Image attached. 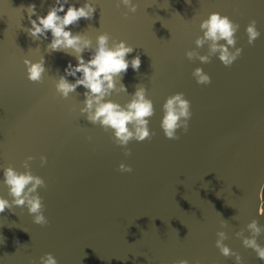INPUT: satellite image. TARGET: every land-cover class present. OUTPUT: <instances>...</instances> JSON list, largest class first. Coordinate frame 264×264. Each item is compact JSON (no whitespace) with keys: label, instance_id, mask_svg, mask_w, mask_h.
I'll list each match as a JSON object with an SVG mask.
<instances>
[{"label":"water","instance_id":"95a60500","mask_svg":"<svg viewBox=\"0 0 264 264\" xmlns=\"http://www.w3.org/2000/svg\"><path fill=\"white\" fill-rule=\"evenodd\" d=\"M84 2L70 0L77 7ZM91 2L94 18L69 27L84 33L93 47L99 35L109 33L135 48L127 58L140 55L139 72L129 67L121 81L127 93L113 92L110 99L126 105L136 85L146 86L155 107L149 127L156 135L131 141L132 155L125 156L111 132L82 117L83 86L67 99L56 92L59 75L76 59L46 52L51 33L48 40L33 42L24 31L31 24L21 5L34 3L46 15L54 0H0V196L12 199L3 169L12 165L25 171L23 162L31 155L33 174L47 183L38 191L49 220L47 226L33 223L27 207L0 214V264H40L49 252L59 264H175L180 259L236 264L215 246L221 230L243 264H264L235 236L240 229L249 235L246 226L253 219L264 226L258 195L264 183V0H133L139 8L127 19V8H117V0ZM212 12L241 26L237 47L243 54L231 67L218 54L208 64L186 57L192 49L208 53V46L197 49L195 40ZM253 19L261 32L254 46L246 34ZM83 55L91 58L90 52ZM41 56L48 71L42 83H33L24 60ZM197 67L211 76L210 85L197 84L192 76ZM178 92L191 101L193 115L188 132L178 130L177 141L167 139L160 125L163 104ZM42 155L48 158L43 166ZM122 162L133 172L121 173ZM223 219L227 228L221 227ZM258 242L264 245V234Z\"/></svg>","mask_w":264,"mask_h":264},{"label":"clouds","instance_id":"9594fccd","mask_svg":"<svg viewBox=\"0 0 264 264\" xmlns=\"http://www.w3.org/2000/svg\"><path fill=\"white\" fill-rule=\"evenodd\" d=\"M186 3L191 4V0H186ZM121 5L127 8V11L123 13L125 19L128 18L129 13H136L139 8L133 0H117L116 7L120 8ZM21 8L27 11L31 24V27L24 28V31L33 42L48 40V34L51 33V42L46 45V52L49 54L63 52L76 59L75 65L69 61L64 74L59 75L56 92L67 99L72 93H78L77 89L83 86L85 99L82 101L84 106L80 108L82 117H85L90 124L102 127L104 132H111L113 143L124 149L125 156L132 155L131 149L128 148L131 141H150L156 135L149 127L150 118L155 115V107L153 101L148 98L146 86L136 85V91L126 105L110 99L113 92L127 93V88L121 81L129 67L139 72L142 63L140 55L137 54L131 60L127 58L135 48L124 40L118 42L113 40L109 33L99 35L93 47L92 40L84 33H73L69 27L79 26L81 19L94 18L96 6L91 0H85L79 7L70 3V0H54L46 15L39 14L34 3L26 7L21 5ZM33 16L36 18L33 19ZM257 23L253 19L246 27L248 44L252 46L261 37ZM240 27L239 23L227 15H222L220 12L210 13L208 18L200 23L203 35L195 40L197 49L207 45L208 53L202 55L196 49H192L186 52L187 59L208 64L218 54L222 64L225 67H231L243 54V48L237 47V33ZM86 51L91 53V58L88 60H85L83 55ZM24 64L28 80L33 83H42L44 74L48 71L45 57L41 56L36 62L26 58ZM192 76L199 85L207 86L212 83L211 76L201 67L195 68ZM68 77H74L75 82L69 81ZM163 112L160 126L166 138L180 140L178 130L183 129L184 133H187L190 127L189 121L193 115L191 101L183 92L175 93L167 97L163 104ZM88 139L92 140V137L89 136ZM34 159L35 157L30 155L24 160L25 171H18L12 165L3 169V183L8 187L12 199L0 196V214L6 209L13 211L14 207H27L28 213L33 216V223L47 226L49 220L44 214L45 204L38 191L40 188H47V183L41 176L33 174L30 162ZM40 160L42 166L48 163L47 156L42 155ZM118 170L121 173L133 172L132 166L123 162ZM258 195L259 215L264 216V183L260 184ZM228 226V221L223 219L221 227ZM246 227L249 235H245V229H240L235 232V236L242 239L245 248L253 250L257 258L264 261V245L258 242V238L264 234V226L259 220L253 219ZM216 235L218 239L215 241V246L220 253L225 257H235L236 264H243L241 254L225 243L229 239L228 233L221 230ZM17 243L19 244V241ZM39 259L40 264H59L57 258L50 252ZM31 264H35V260H32ZM175 264H190V262L187 259H180ZM196 264H199V261Z\"/></svg>","mask_w":264,"mask_h":264}]
</instances>
